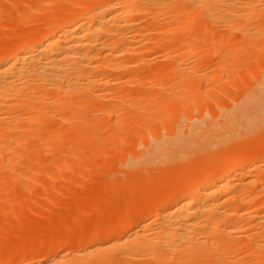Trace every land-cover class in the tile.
I'll list each match as a JSON object with an SVG mask.
<instances>
[{
	"label": "bare ground",
	"instance_id": "1",
	"mask_svg": "<svg viewBox=\"0 0 264 264\" xmlns=\"http://www.w3.org/2000/svg\"><path fill=\"white\" fill-rule=\"evenodd\" d=\"M34 1H36V3ZM37 1L43 5L47 3L51 4L52 2L54 4L55 2L59 3L63 0H32L31 2H34V5H36L39 4ZM70 1V4L75 7L74 10L72 9L73 7L71 11L64 8L65 2L69 3V0H64V5L60 6L57 4L59 5L58 8H56L57 10H50V15H46L47 18H42L44 20L41 19V21H37L34 17L32 23L36 21L40 22V24L31 27L27 31H17L16 27L18 24L23 25V22L26 24L27 20L31 22L32 16L30 17L31 20H29L27 14H18V11L14 13L15 5L19 3L20 6V4L24 3L22 1H19L17 4L13 3V15H8V18L11 16L10 21L12 22L10 23L9 19L6 21L8 24L10 23L12 27L8 25V28H11V35H9L11 38L7 36L9 38L6 39L7 42L3 40V35L5 34L2 32L4 30L2 31L0 28V32L2 33L0 35V197H5V191L8 192V190L10 193L13 192L12 194H14V191L17 193L14 188L16 185H19L18 188L21 190L20 188L23 189L24 185L28 188L29 186H34L30 185L33 181H36V184H38V178H34L35 180L32 182L30 181L29 186L25 184L27 181L33 179L31 177L35 175V172L37 174L39 172L38 170H40V166L43 165H39L38 170H32L29 167V163H34V165H36L37 163L39 164L40 159L42 160L45 158V156L40 157L38 154L42 153L41 155H46L47 153H43L46 149L55 150L56 147L54 145L60 148L61 146L59 144L62 140L65 142L71 140L69 142L74 146L76 144L72 141L78 139V144L81 142L87 146L88 142L92 139L91 133L94 135L93 131H95V129L97 130L96 132L99 130L102 131V129H99L100 123L103 124V122H105V125H108L106 122L108 121L107 119L114 117V125L117 126L119 124L118 121H121L122 117L125 118V116L120 117V115H123V112L125 114L126 109L128 107L131 108L133 104L130 102L136 99L134 97H138L132 96L135 93L128 95L129 93L126 92H130L127 88L129 85L133 84V82L128 84L126 88L125 84L129 82L127 80L129 77L127 73L137 70V61H140L143 65L147 64L148 66L149 63L142 60L144 58V52L147 49L159 50L161 52L159 56L161 59H172L169 62L167 61L168 63L174 61L178 57H180V61L176 59L177 64L173 62V64L170 63L169 65L156 64L157 62H155L153 66L156 67L146 68L147 70L144 71L140 78L137 77L134 79L136 82L139 80V82H144L145 84L152 83L157 77L158 79L163 78L160 83H165L163 80H168L172 75L168 77V79H165L166 76L164 77V75H162L158 77V74H160L163 69L171 68V70L174 71L173 68H175V74L177 75H175V77L173 76L174 78L171 79L181 85L188 83L192 86L196 81L205 80L209 83V80H212L213 83V80L215 81V78L217 79V76H213V74L207 75L206 72L203 73L201 70H197L199 64H203L201 63L203 60L200 59L209 58L211 56L210 54H212V56L213 53H216L217 56L219 54V58L216 57L218 61L214 62L215 68L228 65L231 70L234 69L232 67L238 59H240L239 61L241 62L240 54L243 57V53L246 55L245 57H247L248 53L250 54L256 51V47L258 48V52L256 51L255 53H259L258 55L264 52V0H86L85 3L82 2L83 4L80 3V0ZM53 3L51 5H54ZM32 5L33 3L31 6ZM38 6L32 7V10H37ZM39 7L41 8V6ZM24 8L28 10V7ZM24 8L21 9L20 6L21 10ZM29 9L31 10V7ZM43 10L44 9H42V11ZM37 12L39 14L41 10ZM37 12L35 11V13ZM30 13H33V11L29 12L28 16H30ZM14 14H17L15 15L16 17ZM13 16L15 19L12 20ZM162 22H165V25H162ZM6 25L7 24H5V26ZM198 27L200 28L199 34L197 30H195ZM217 27H220V29L221 27L224 28L223 33L226 32L228 33L227 35H231L233 32L238 33L241 38V43L238 42L237 34H235L237 35V39L235 41L233 40L234 42L230 39L231 37L226 36V34H221L222 36H226V40L229 38L231 40L230 43H228L224 37H222V39L218 37L219 39H215V41L213 39L206 41L201 37L200 34H206V31L211 35H216V33L219 32L217 31ZM176 34L180 36L178 35L179 37L177 36L178 38L174 41L172 40L171 44L169 42V46H167V41L165 44L166 38ZM158 35L159 37L157 38ZM1 39L4 42H1ZM257 40H260L258 41L259 46H255ZM251 44H254V47L251 46ZM224 46H227L229 50L226 51L227 47L223 49ZM251 47L254 50L250 52ZM222 49L226 51L225 54ZM236 49L242 51H237V56L240 58H236L237 53H233ZM189 55L195 56V59H193L194 57L191 58V56L190 58L192 61H189ZM158 61L160 62V60ZM245 61L246 60H244V62ZM226 68L228 69V67ZM232 76H234L235 82V79L239 75ZM220 78L218 77L219 80ZM237 79L239 81L240 76ZM259 79L257 80L259 81L258 84H256L257 86H255L253 90H249L247 94H244L240 101L237 102L238 104L233 106V109L229 111L226 109V112L223 114L225 118L223 116L222 118L221 115L218 114V117L220 116L222 120H225H223L224 122L221 120L223 123L220 121L218 122L220 126L218 123H214L210 124L211 127H206V129H204L205 125L208 126L209 123L206 121L199 122L203 118L201 120L199 119L197 125L195 123V125L191 124L183 131H181L182 129L177 127L176 124H174V127L171 125V120L174 119L171 114H174V111L176 112V110H178L176 108L179 107L177 101L182 96H178L181 94V90L176 91L173 95L174 97L178 96V98L176 97V101H173L178 103V106H176V104L172 105L174 106L172 107L173 109L176 108L173 110L170 104H167L173 112L171 113V110L167 107L166 113L169 109L171 113L170 117H167L168 113L165 114L166 118L162 116L165 119L164 122H168L172 117V119L169 120L171 127L169 126L168 131L166 129L167 133L165 137H160L158 139L149 138L152 136L154 125L151 128L150 126L152 124L148 121L149 119L147 120L145 119L146 117H143L145 121L147 120L150 123V126H148L151 129L146 128L145 124L147 130L145 128L143 129L148 132L141 130L144 131V133H142L139 130L138 133V129L140 128L137 127H140L139 125L136 127L137 133L133 136L137 139L141 137L142 140L146 138L147 141L142 143L146 145L142 149L141 154L132 155V158L123 159L121 163V167H123L122 172L128 171L127 173H129L132 169L138 168V166V169H141V166H148L149 168L153 165L157 166L159 163L160 165L164 162L172 163L179 158L181 153L191 149H199L202 147L201 144L203 145L210 141L214 142L221 140V142H223L228 139H233L234 131L241 118H248L251 122V126L254 125L257 127L259 125L257 123L264 120V71ZM192 86L191 88L194 90ZM124 88H126V91H124ZM191 88L189 87L188 91H185V88L183 89L184 93H186H183L184 96L180 100L189 99L188 101L190 102L188 96L191 95L190 93L193 91L190 90ZM142 89L145 90L144 88ZM211 90V92L214 91L212 88ZM138 91H140V89H138ZM204 91V95H202V92L200 93L202 98L205 96V93H207L206 91L209 90ZM144 93H146V91ZM142 95L144 96V94ZM207 95L206 99H208V97L210 100L211 98L215 99L212 93ZM153 97L152 101L153 99L157 100ZM192 100H194L193 97ZM203 101L206 100L204 99ZM203 101L201 100V102ZM149 102L151 103V101ZM183 103L180 105L182 106L181 109H183ZM192 103H195V101H192L191 104L188 103L187 106L185 104L184 107L190 108ZM138 104H140V102H138ZM135 105L137 104L135 103ZM192 106L191 110L197 107H194V105ZM137 107L138 105L136 108ZM142 107L143 106H141V110ZM199 107L200 105L198 103L197 108L200 109ZM189 108L183 110H189ZM202 108H204V106H202ZM230 108H232V106ZM138 109H140V107H138ZM144 109L145 107L143 110ZM145 111L141 112L143 113ZM126 113L130 114V112L127 111ZM142 113L140 114L143 115ZM135 114L134 118L136 117ZM119 118L120 120H118ZM134 118H130L131 121H128V118H126L127 121L124 124L126 125L128 122L131 123ZM160 118L161 116L158 122H163L164 119ZM137 119L139 118L137 117ZM144 120L143 122L147 123ZM135 122L137 121L135 120ZM135 122L133 120L134 124H132L134 127L136 125ZM139 122L141 121L138 120V123ZM158 122L156 119V123ZM167 122L164 124L167 125ZM177 123L179 124V122ZM166 125L165 128L168 127V125ZM128 126L126 125L124 127L128 128ZM101 127L104 133L107 129L105 130L104 124ZM109 127H112L111 124ZM118 127H120V125L116 127L117 130ZM136 128L133 130H136ZM68 129L72 131V135L70 134V139H67V141L65 137V139H62V137L69 132ZM114 130L116 129L114 128ZM121 130H119V132ZM87 131L90 132L86 133ZM45 132L52 133L49 141L45 139L46 135L43 137ZM106 132V134H104L105 136L115 137L113 136V130L109 129ZM80 135H83V138L79 137ZM102 135L100 136L102 140L100 138L98 139L101 140V142L105 141L104 144L112 139H108V137L104 138ZM140 140L141 139L137 142L141 143ZM244 141L241 142L244 143ZM93 143H95V141ZM96 143L98 142L96 141ZM83 144H80L79 147ZM104 144L102 143L98 147L101 149ZM88 146L90 148V144ZM88 146L82 147L81 150H83V148L87 149ZM29 148H33L34 150L30 151L31 149ZM43 148V152H40ZM74 148L77 150V147L74 146ZM238 148H240L241 152L242 148L239 146ZM24 150L30 151V153H28L29 155L27 154V158L29 157V159H24V157H26L25 153H22ZM35 150L36 152H34ZM244 150L245 149H243V151ZM252 150H254V148H252ZM50 151L48 152L51 154L52 152L54 153L53 150L52 152ZM77 152L78 151H76V154L78 155ZM233 152H235V154ZM233 152V155L229 157V161L219 164L213 161L210 162L209 160L205 166L204 164L203 166H198L199 169H197L198 167L196 166H194V168L192 166L189 167V165L188 168H186L187 165H184L183 169L186 171L183 169L182 171H177V169L175 174L172 173L178 176V180L176 179L177 176L170 174V170L168 173L173 176L172 178L175 177L177 181H175L173 185L171 184L170 187H168L170 185L169 183L166 189L164 188L167 183L162 185L164 187H162V189L161 183L160 185L153 184L155 178H158L157 181L160 180V176L158 177L157 173L155 178L153 176L151 179L152 181L145 179V177L142 178L146 180L145 183L152 182V186L160 187L161 190L157 187V191L160 193H156L154 187V192L151 188L149 189V193H147L148 195H146L148 197H153L159 194V200H157L156 197H154L155 201L149 199V201L145 200V202H143L141 200L142 202L136 204L135 207H133L128 214L122 216L117 223L107 225L102 230H100V227L99 229H94L96 231H94L91 236L89 235L90 239L87 242L88 247L80 250L81 252L73 250V245L77 243V240H75L74 242L72 241L73 245H68V251L60 255V257L53 255L51 259L48 258L49 260L46 259L38 264H65L62 263L61 260L72 253L74 258L72 260L70 259L71 261H67L64 258L67 264H241V260L244 262L245 258H253L252 256L257 257V259L254 257V259H256L255 262L257 261L256 264H263L264 235L262 234L264 227H261V233L259 225L262 224V226H264V178H262L263 176L260 177V179L262 178L261 180L257 178V181H255L256 186L250 187V183L253 179H249V176L247 178L249 181H247V176L243 172L244 170L248 172L253 171L263 164L260 163L261 160L264 159V144L259 151L256 153L253 152L254 154L247 158L246 154L249 153L244 154L245 157H243L241 156L242 154H236L237 151ZM92 153H94V151H92ZM37 156L38 159L40 157L38 162L36 160ZM76 156L73 157L76 158ZM51 160V158L49 159V157H47L46 162H51ZM69 160L70 159L60 162L59 167H66ZM73 162H71V165ZM204 163H206V161ZM24 164L27 165L26 170L24 168L23 171L21 170L22 172H18L17 169L21 167L15 168L16 170L14 169L16 165L25 166ZM69 166L68 169L70 168ZM34 168L36 169L37 166ZM143 168L146 167H142V169ZM169 174L168 177H170ZM162 175L164 176V173L161 174V176ZM166 175L164 177L167 178ZM165 179L164 181H166ZM254 179L256 180V178ZM19 181H21L22 184H19L21 183ZM145 183L143 184L145 185ZM27 187L23 190L30 193V191H27ZM34 187H32L33 190L35 189ZM43 189L44 191L47 189L50 190V187L48 186L46 190L45 188ZM163 189L164 192L162 191ZM48 190L46 194L49 193ZM131 190L132 188L128 189V191ZM145 191H140L141 193L139 194L145 196ZM25 192L21 194L25 195ZM1 193H3L4 196ZM10 193H6V197L9 198ZM132 193V191L128 192L129 195ZM162 193L164 194L162 195ZM12 194H10L11 198L14 197ZM129 195L125 197L129 198ZM135 196L137 195L135 194L132 196L133 201L134 198L136 201L138 199ZM22 197L23 196H20L21 202L23 203L19 202L18 206H20V204L22 206L25 205ZM8 198H4L7 201H3V198H1L0 205L2 202H9ZM20 198L18 201H20ZM141 198L144 197H140V199ZM16 202L17 201H15L14 205L17 207ZM4 203L2 204L4 205ZM9 203H7V205ZM12 204L13 202L10 205ZM7 205L5 204V209L3 208L4 214L8 212L9 206L7 207ZM15 206H13L14 210H10L13 213L11 212L8 214H15L14 211H17L15 215L18 216L25 208V206H23L24 208L20 206L21 209ZM18 209L20 211L23 210L20 213ZM19 217H21V215ZM251 224H256V226L259 227L255 230H259L258 232H260V235L263 237L260 239V237H258L259 233H254L257 234L256 236L261 241L258 238L255 240L254 238L256 236L252 238L253 236L251 237L250 234L244 233V231L247 230L245 228ZM155 225V230L153 232L149 231L150 233H148L147 230H153L154 228L152 227ZM125 230H131V232L129 231L130 233H128L127 231L124 233ZM90 231H93V229ZM254 233L251 234L253 235ZM78 235L80 238L81 235ZM81 237L83 240L85 235L83 234ZM102 237L105 238V242H103L104 239L102 240ZM231 237L235 238L228 241ZM99 240L102 241V245L100 243V245L103 246L102 249L101 246L97 244ZM60 242L57 241L55 247H53L57 250L60 249V245L62 247V242ZM110 243L113 244L114 247H112ZM50 245L51 244L47 247L48 249H50ZM43 246L44 245L41 247ZM107 246H109V248L110 246L114 248H110L113 251L118 248L119 250H116V255L113 253L111 254L112 251L109 252L110 250L107 249ZM47 248L45 249L47 250ZM50 250L52 251V249ZM25 255L26 254L22 252L18 259H24ZM238 255H241L239 256L240 258H236ZM6 256H0V264H11L14 262L10 254H6ZM86 256H90V258L84 261L83 258ZM69 261L70 263H68Z\"/></svg>",
	"mask_w": 264,
	"mask_h": 264
},
{
	"label": "rangeland",
	"instance_id": "2",
	"mask_svg": "<svg viewBox=\"0 0 264 264\" xmlns=\"http://www.w3.org/2000/svg\"><path fill=\"white\" fill-rule=\"evenodd\" d=\"M19 1H22L24 3V4H20L21 9L24 7H26V8L28 7L27 9L29 10V12L33 11V13H30V16H28L29 15L28 10H26L24 8L23 9L24 13H23V10L20 9L19 3H18ZM31 1L32 0H18V1L17 0H0V28L2 31L4 30L2 33H4L6 35V36L3 35V38H4L3 40L6 41V39L11 38V36H9V35H11V28L12 27H11L10 23L12 21H10L11 16H10V18H8V15L9 14L13 15V13H12V12H14L13 11V3H16V4L18 3L17 5L14 4L16 6V7H14L15 8L14 13H17V11H18V14L19 13H22L25 15L27 14V17H29V20H31L30 17L32 16L31 22L27 20L26 24H25V22H23L24 23L23 25L18 24V26L16 27L17 31H27L31 27L37 26V24H40V22L35 21L36 23L35 22L32 23V21H34V17H35V19H37V21L38 20L41 21L42 18H47L46 15H48V16L50 15V10L55 11V10H57L56 8H58L59 5L60 6L64 5V3H63L64 0L63 1L59 0L60 2L59 3L55 2V4L52 2L54 5H51L52 3L51 4L47 3L48 5L47 4L41 5L39 3V1H37V2L40 5L39 4L34 5V2L36 3V1H34V2H31ZM80 1H81L80 3L83 4V3H85L86 0H80ZM70 2H71L70 0H69V3L65 2L64 8L71 11L72 9L74 10L75 7L72 4H70ZM30 3L31 4L33 3L34 7H37L39 5V6H41V8L38 6L37 10H32L34 7H33V5L31 6ZM57 4H59V5H57ZM29 6L31 7V10L29 9L30 8ZM17 8H19V9H17ZM42 9H44V10L42 11ZM53 9H55V10H53ZM40 10H41V13L38 14L37 11L40 12ZM35 11L37 13H35ZM15 15H17V14H14V16ZM13 17H12V20L15 19L16 16L14 18ZM8 19L10 21L9 24L6 22ZM42 20H44V19H42ZM5 24H7V25L5 26ZM8 25L11 28H8ZM162 25H165V22H162ZM2 27H3V29H2ZM195 30H197L198 34L200 33L199 27L196 28ZM223 30H224V28L221 27V29H220V27H217V31H219V32L216 33V35L215 34L211 35L207 31L205 32L206 34L201 33L200 35L206 41H208L209 39H213L215 41V39L216 40L219 38L222 39V37H224V39L226 40L227 38H225V37L228 36V37H231L230 39L232 40V42H234L238 38V42L241 43V38L239 37L238 33L233 32V33H231V35H227L228 33H226V32L223 33L224 32ZM2 33L0 32V35ZM6 33H8V34H6ZM221 34H223V35L226 34V36H222ZM235 34H237L238 37ZM178 35L176 34V35H172V36L166 38L167 40H165V44L167 41L166 45L169 46V42L171 44L172 40L174 41L180 36V35L179 36ZM7 36H9V38ZM208 36H210V37H208ZM158 37H159V35L157 36V38ZM230 39L228 38V40H226V41L228 43H230V41H231ZM239 39H240V41H239ZM3 40L1 39V42H4ZM258 41H260V40H257V44L255 46H259ZM254 42H256V41H254ZM198 44H200V43H198ZM254 44H251V46L254 47ZM226 47L227 46H224L223 49H226ZM223 49H222V51H224ZM227 50H229L228 47H227L226 51ZM251 50H254V49H252V47H251L250 52H251ZM255 50L258 52L257 47ZM226 51H224V54ZM237 51L242 52V51H240V49L239 50L236 49V51H233L234 54L237 53L236 56L238 55ZM256 51L251 52L252 53V54L250 53L251 55L248 53L249 55L247 54V57H245L246 55L242 53L244 58L240 54L242 63L239 61L240 59H238V61L240 63L238 61H236L239 64L235 62V64H237V65L234 64L235 67L233 65L232 68H234V69H231V70L229 69L228 65L225 67H216L215 68L214 62L218 61L217 58H219V54L217 56L216 53H213V56H212V54H210L211 56L209 58L200 59V60H203V61H201V63H203V64H199V67L197 70H201V72H203V73L206 72L207 75L213 74V76L214 75L217 76V79L215 78L216 82L213 80V83H212V80L211 81L209 80V83H207L205 80L196 81V82H194L195 84L192 86V85H189L188 83L181 85L178 82H175V81H173V79H171V78H174L175 75H177V74H175V71H176L175 68H173L174 71H172L171 68L163 69L162 72L160 73L161 75L158 74V77L162 76V75H164V77L166 76L165 79H168V77H170L172 75V77H170L168 80H163V82H165L166 84L160 83V82H162L161 80L163 78L158 79L157 77L152 83H146L145 84L144 82H139V80H137V82H136L134 79H136L137 77L140 78L145 70L149 69L150 67L151 68L156 67V66H153V64L155 65V62H157L156 64H163V65L167 64V65H169L170 63L173 64V62H176L180 58V57H178V58H176L177 60L175 59L174 61H171L170 63H168L172 59H165V58L161 59L159 57L161 54V52L159 50L147 49L144 52V56H143L144 58L142 60H144V62H148L150 65L149 64H148V66H147V64L143 65L140 63V61L139 62L137 61V63H136V65H138V67L136 68L137 70H134L133 72L127 73L129 76V77L127 76L128 77L127 80L130 83L127 82V84H125L126 88L128 87V84H131L133 82V84L129 85V87L127 88L128 90H130V92L126 91V88H124V91L129 93L128 95L135 93L132 96H138V97H134L136 99L132 100V102H130V103L131 104L133 103L134 105L136 103L138 105V107H140V109H138V107L136 108L137 105L134 106L133 104H132L131 108L128 107L127 108L128 110L126 109V111L130 112L131 116H130V114H127L126 111L124 110L126 115L124 114V112L122 113L123 115H120V117L125 116V118L122 117V120L118 121L119 124L117 126L120 125V127H118V130L116 128L117 126L114 125V122H115L114 117L107 119L108 120V121H106L108 123V125L106 124L107 126L105 125V122H103L104 127L106 126L105 130L106 129L107 130H109V129L113 130L114 131L113 136H115V137L112 138V136H110V137L105 136L104 134L107 133L106 132L107 130L105 131L106 133L105 132L103 133L102 131H104V130L101 127L103 124L100 123L99 124L100 128L99 127H96V128L102 129V131L99 130L98 132H96L97 130L95 129V131H93L94 135H93V133H91V135H92L91 140H93V141L90 140L88 142V145L90 144V148L95 153V155H94V153H92V151L88 145H87L88 146L87 149L83 148V150H81L82 147H84V146L87 147V146L84 145L83 143L79 142L80 144H83V145H81V147H79L80 144H78V142H77V141H79L78 139H76V141H75V139L72 141V142H75V144H76V145H74V143H73V145L75 147H77L76 148L77 150H75L74 146H72L69 142L71 140H69V141L67 140V139H70V136L72 135L71 134L72 131H69V129H68L69 132L66 133L67 135L64 134L62 139L66 138V140L69 143L62 140L61 143L59 144L61 146V147L59 146L60 148H58L57 145H54L56 147L55 150L52 149L54 151V153L52 152L51 149H50L51 151L49 149H46L45 152H43V150L45 148L44 147L43 149L40 150V152L47 153L48 155L47 154L41 155L42 153L38 154V156H40V157L45 156V158L42 157L43 159L41 160L39 157V159H40L39 160L38 156H37L36 160H37V162H38V160L40 161L39 164L35 163L36 165H34V163H29V167L32 170L33 169L38 170L39 165L43 164L42 166H40V170H38L39 171L38 173H40V174L37 173L38 174L37 175L35 172L34 173L35 175L33 174L34 176L31 177L33 179L27 181L26 183L24 182L25 184H28V186H29L30 181L32 182L33 180L38 178V180H39L38 184H36V181H33L32 184L30 183V185H34L35 187L29 186V188H28L25 185L23 186L24 188L27 187V189H28L27 191H30V193L25 192L26 190H23L24 188L23 189L20 188L21 190H19V188H18L19 185L18 186L16 185L14 188H15L17 193H15V191H14V194H12L13 192L10 193L9 190H8V192L5 191L6 193L12 194L14 196L12 198H14V199L11 198L10 194H9V198L6 197V193H5V197H2V196L0 197V199L3 198V201L5 200L4 198H8L9 199L8 201L10 202V203L7 202V203H9L8 205L6 202L5 203L2 202V203H4V205L2 203L0 205L1 206L0 207V256L5 257L6 254L7 255L10 254L13 257V261H14L11 264H38L39 262L45 261L48 258L51 259V257H53V255L60 257V255L64 254L66 251H68V245H73L72 241L74 242L75 240H77L76 242L78 244L76 243L75 245H73L74 251L75 250L80 251L82 249H85L88 247L87 242L89 241L91 234L94 231H96L94 229H96V228L99 229V227H100V230H102L107 225H110V224L113 225L114 223H117V221L120 218H122V216H125L126 214H128L131 211V209H133V207H135L136 204H139L142 201L143 202H145V200L149 201V199L154 200V197H156V199L159 200L160 195L156 194V193L158 192L157 187H158V189H160V187L154 186V185H160V183H161V189H162V187H163L162 185H165L167 183L166 187L165 188L163 187V188L166 189V188L170 187L171 184L173 185L175 183V181L178 180V176L173 175L172 173L175 174L177 169H178L177 171H182V169L184 168V165L185 166L187 165L186 168H188V165H189V167L192 166L193 168H194V166L200 167V166H203V164L205 166L207 164V162H209V160H210V162L213 161L216 164H219L221 162L229 161L230 160L229 157H231L233 155V153L235 154V152H233V151H237L236 154H238V153H239V155L242 154L241 156H243V157H245L244 154L249 153V154H246V158L250 155H253L257 151H259V149H261L262 145L264 144V120L257 123L259 125L257 127H255L254 125L251 126V122L248 120V118L247 119L241 118V119H239V124L236 126V129L234 131V138L233 139H228V140L223 141V142H221V140H217L214 142L210 141V142H207L206 144H203V145L201 144L202 147H200L199 149L196 148L197 150L191 149V150H187V151L181 153L179 155V158H177V160L173 161L172 163L164 162L161 165L159 163V164H157V166L153 165L152 167H149V168H148V166H141V169H138L139 168V166H138V168L136 167L137 169L136 168L134 170L132 169V171H130L129 173H127L128 171H124L126 173L122 172L123 167H121V165H122L121 163H122L124 158H132V155L141 154L142 149L146 145V144H142V143H145L147 141L146 138L143 139L144 142H143L141 137L138 139L134 138L133 135L137 133V128H140V129H138V133H139V130L141 131V130H145L146 128H149L150 123H151L152 124L150 126L151 128L154 125L153 130H152L153 133H152V136H150V137L148 136V137L151 139L152 138L158 139L160 137H165V135L169 129V126H170L169 120H171L172 117H171V119L168 120V122L166 121L167 125H168V127H166V128H165L166 124H164L166 122H164L165 119L163 117L166 118L165 114H167V113L169 114V116L167 114V117H170V114L176 108L178 109V110H176L177 113L174 111V114H171V116H173V118H174L171 120V125L174 127L175 126L174 124H176L177 127L182 129L181 131H183L187 126H189L191 124L197 125L199 119L201 120L202 118L203 119L201 121H199L200 123L203 121L204 122L206 121L207 123H209V125L207 124L208 126L205 125L204 129H206V127L210 128L211 127L210 124H214V123L216 124L219 121L221 123H223L225 120L223 119L224 120L223 121L222 118L224 117L223 114H224V112H226V109H228V111L233 109V106L235 104L236 105L238 104L237 102L240 101L241 97L244 94H247L249 92V90L251 91L254 89L255 86H257L256 84H258V82H259L257 80L263 74V71H264V52L261 55H258L259 53L258 54L255 53ZM229 52H231V51H229ZM229 52H227V53H229ZM244 53H246V52H244ZM191 56L192 55H189L188 57L190 58ZM238 57L239 56H237L236 58H238ZM191 58L195 59V56H192ZM191 58L189 59V61H192ZM157 59L160 60V62ZM244 60H246V61L244 62ZM176 64H177V62H176ZM226 67H228V69ZM170 70H171V72H170ZM232 75H235V76L239 75L240 80L238 81V79H237V78H239V76H238L237 78L235 77L236 79L234 82V76H232ZM218 77L219 78L221 77L220 80L218 79ZM170 80H172V81H170ZM217 80H219V81H217ZM191 86L194 88V90L191 88ZM189 87L191 88L190 90H193L196 92V93L193 91L192 92L190 91L191 93L189 92L191 94V95L188 94L189 95L188 97L190 98V102L188 101L189 99L180 100L184 96L183 95L184 90L188 91ZM142 88H144L145 90H143ZM211 88L214 90L213 92H211L212 91ZM138 89H140V91L142 93L140 91H138ZM178 90H181L180 91L181 94L178 96H181V95L182 96L177 101L179 103V107H176L175 109H173L172 107H174V106H172V105L176 104V106H178V103L174 102V101H176L178 96H176L177 97L176 98L173 95ZM204 90H209V91H206L207 93H205V96H203V98H202L201 96L204 95V93H203V92H205ZM137 91L141 94H139ZM145 91H146V93H144ZM201 92L203 93L202 95L200 94ZM217 92H219V93H217ZM210 93H212V96L214 95L213 97L215 99L211 98V100H210L209 97H208V99H206V97L208 96L207 94H210ZM142 94H144V96ZM146 94H147V96H146ZM198 94L200 95V98H199ZM153 96L157 100L153 99V101H152ZM156 96H158V97H156ZM186 96H187V94H186ZM190 96H192L194 100H192V97H190ZM139 97H142V98H139ZM148 97H150V98H148ZM171 97H172V100H171ZM200 99L202 101L205 99L206 101L201 102ZM191 100L195 101V103H192V105H194V107L195 106L198 107V103H199L200 109L195 107V108H192V110H191V106H192L191 105L190 108L187 107V108H189V110H183V109H187L186 107H184V105L186 104V106H187L188 103L191 104V102H192ZM129 101H131V100H129ZM149 101H151V103ZM182 101L183 102L185 101V102L183 103ZM138 102H140V104H138ZM196 102H197V104H196ZM172 103H174V104H172ZM181 103L184 104L183 109H181V107H182V106H180V105H182ZM167 104L168 105L170 104V107L173 110L171 108H169V106ZM141 106H143L142 110H141ZM202 106H204V108H202ZM231 106H232V108H230ZM133 107H135V108H133ZM144 107H145V109L143 110ZM167 107L171 110V113H170L169 109L167 110L168 112L166 113ZM134 110H135L136 114L134 113ZM139 110H141V111L146 110V111L142 113ZM223 110H225V111H223ZM186 111H187V113H186ZM139 112L142 113L143 115H141ZM221 112H222V114H221ZM159 113H161L162 115ZM134 114L136 116L135 118H134ZM216 114H217V116H216ZM218 114H220L221 117L222 116L223 117L222 118H220V116L218 117ZM140 115H141V117H140ZM175 115H177V116H175ZM151 116H152V118H151ZM160 116H161L160 119H164L163 120L164 123L161 122L160 120H159L160 122H158V119ZM132 117L134 118L133 119L134 122H135V120L137 121V122H135L136 123L135 127L133 126L134 123L132 120L131 123L128 122L126 124L127 126L129 124H131V125H129L128 128H125L124 126H126V125L124 123L127 121L126 118H128V121H129L130 118H132ZM137 117L139 119H137ZM143 117L144 118L146 117L145 119H147V120L149 119L148 121L150 123L147 120L145 121ZM156 119H157L158 123H156ZM118 120H120V118ZM138 120L141 122L138 123ZM143 120L147 123H144ZM101 121H99V122H101ZM112 122H113V124H112ZM177 122H179V124ZM153 123H155V124H153ZM110 124L112 127H109ZM145 124H146V128H145ZM139 125H140V127H137ZM141 125H142V127H141ZM218 125L220 126V123H218ZM121 126L124 128H122ZM114 128L117 131L114 130ZM135 128H136V130H133ZM143 128H145V129H143ZM151 128H149V129H151ZM121 129H123V130H121ZM166 129H167V131H166ZM119 130H121V131L119 132ZM50 132H45L43 135V137H45V135H46L45 139L46 140L48 139V141L52 136V133L50 134ZM89 132L90 131H87L86 133H89ZM141 132L144 133V131H141ZM146 132H148V131H146ZM47 135H48V137H47ZM101 135L104 136V138L108 137V139H110V138H112V139H110L108 141L105 139L107 142L104 144L105 141L101 142V140H102L100 138ZM68 136H69V138H68ZM139 136H137V137H139ZM79 137L83 138V135L82 136L80 135ZM94 137H95V139H94ZM98 138H100L101 140H99ZM139 139H141L140 140L141 143L137 142ZM94 141H95V143H93ZM96 141L98 143H96ZM241 141H244V143H242ZM91 142H92V145H91ZM240 142H241V144H240ZM67 143H68V145H67ZM102 143L104 145H103V147L100 146L101 147V149H100L98 146L101 145ZM61 144H64V145H61ZM70 145L72 146V148ZM238 146L242 148L241 152H240V148H238ZM254 146L257 147V150H256V147H254ZM258 146H259V148H258ZM78 147H79L80 151L78 150ZM93 147H94V150H93ZM252 148H254L255 151L252 150ZM29 149H31L30 151L34 150L33 148H29ZM238 149H239V152H238ZM243 149H245V150L243 151ZM30 151L24 150V152H22L23 154L25 153V155H26V157H24V159H29V157L27 158V156L29 155L28 153H30ZM48 151L52 152V154L49 153ZM76 151H78L77 152L78 155L76 154ZM34 152H36V150ZM243 152H245V153H243ZM230 153H232V154H230ZM32 154H33V152H32ZM79 154H80V156H79ZM35 155H36V153H35ZM76 155L78 156V158ZM73 156H76V158H74ZM32 157H34V156H32ZM47 157H49V159L50 158L52 159L51 162L49 161L51 164L49 162L48 163L46 162ZM68 159H70V160H69V163L67 164L66 167H61V166L59 167L60 162L67 161ZM73 160H74V162H73ZM183 161H185V162H183ZM205 161H206V163H204ZM71 162H73L72 165H71ZM174 162H176V163H174ZM260 164H262V165H260L259 168H256L253 171L248 172L247 170H244V172H243L247 176L246 179L249 176H250L249 179L250 178H251V180L253 179L252 180L253 182L250 180L251 181V183H250L251 186L249 185L250 187L256 186L255 181H257V178H259V180L264 178V159L261 160ZM24 165L25 166H23V165L17 166L16 165L14 167V169L21 167V168L17 169L18 172H20L21 170L23 171L24 168L26 170L27 165L26 164H24ZM33 165H34V167L37 166V168L35 169L33 167ZM68 166L70 167L69 169H68ZM142 167H146V168L142 169ZM196 167H195V169H196ZM199 167L197 169H199ZM201 168H203V167H201ZM179 169H181V170H179ZM128 170H131V169H128ZM170 170H171L170 174H172L173 176H177L176 177L177 180L175 179V177L172 178L173 176H171L168 173ZM80 171H82V172H80ZM83 171H85L86 173ZM184 171H186V170H184ZM163 173H164V176L168 173L170 177H168V174L166 175L167 178L164 177L163 175L161 176V174H163ZM181 173H183V172H181ZM247 174H249V175H247ZM156 175L158 177L160 176L159 181H157L158 178H155ZM153 176L155 178L153 186L151 184L152 182L151 183H148V182L145 183L146 180L142 179L145 177V179L151 180L153 178ZM161 177H164V178H161ZM260 177H262V178L260 179ZM254 178H256V180ZM164 179L166 181H164ZM249 179H247V181H249ZM173 180H174V182H173ZM142 181H144V182H142ZM19 182H21V181H19ZM16 183H18V182H16ZM143 183H145V185ZM169 183H170V185H169ZM252 183H254V184H252ZM19 184H22V182ZM48 186L50 187V190H48L49 189L48 188L47 190L49 191V193L46 194V192H47L46 188ZM32 187L35 188L34 189L35 191L33 190ZM129 187L132 188L131 191L133 193L137 192V193H135L137 195L135 197L138 198L137 201L135 198H134V201L132 200V198H133L132 196L135 194L132 193L131 194L132 196L128 194V192H131V191H128V189H130ZM154 187H155V191H156V193H154V194H156L157 196L156 195H154L153 197L150 195H149L150 197L146 196V195H148L147 193H149V189L152 188V190L154 192ZM43 188H45L46 191H44ZM164 189L162 190L163 192H164ZM140 191L141 192L145 191L146 197L143 194L142 195L139 194V193H141ZM18 192H20V193H18ZM23 192H25V195H23L24 194ZM153 192H151V193H153ZM21 193H23V194H21ZM158 193H160V192H158ZM1 194L4 196L3 193H1ZM18 194H19V198H20V196H23L22 198L24 199L23 201L25 203V205H23V206H25V208L20 204V206H22L24 208V210L22 209L23 212H22V210L20 211L18 209L20 213L22 212L21 214L19 213L21 215V217H19L20 215H18V216L15 215V214H17V211H14L15 214H8V213L12 212V211H10L11 209L14 210L13 206H15L14 205L15 201H17L16 202L17 207H20V206H18L19 205L18 203L21 202L22 200L20 198V201H18L19 200ZM126 194L129 195V198L125 197V196H127ZM163 194L164 193H162V195ZM140 197H144V198L140 199ZM147 198H148V200H147ZM5 201H7V200H5ZM12 202H13V204H12L13 206L10 205ZM21 203H23V202H21ZM5 204L7 205V207L9 206L7 214L5 211H4L5 214L3 213V210L5 209V207H4ZM2 205H3V207H2ZM20 209H21V207H20ZM255 226H256V224H251V225L247 226L245 228L247 230H245L244 233L246 232L245 234H250L251 237L253 236L252 238H254L257 235L254 232L259 233L258 237H260V239H261L263 237L260 235L262 233L261 227H264V226H262V224L259 225L260 228L258 226H256V227ZM154 227H156V225L153 226L152 228H154ZM257 227L259 228L261 233L258 232L259 230H257V231L255 230V229H258ZM92 229H93V231H90ZM154 230H155V228L153 230H151V229L147 230V232L150 233V232H153ZM127 231H128V233L131 232V230H127ZM127 231L125 230L124 233H126ZM85 232L87 233V235ZM28 233H30V234H28ZM251 233H254L255 235L254 234L252 235ZM78 234H80L81 236H83V234H84L85 235L84 239L82 240L81 236H80V238H81L80 239ZM262 235H264V230H263ZM258 237L256 236L254 239L256 240V238H258ZM77 238L79 239L80 242L78 241ZM233 238H235V237H231L230 239H228V241H230ZM102 240H103V242L106 241L105 238H103V237H102ZM57 241L62 242V247L60 245V247H59L60 249H58V250L56 248H54ZM63 242H66V243H63ZM68 242L71 244H69ZM101 242L102 241L99 240V243H97L98 246L100 245ZM49 244H51L50 249H52V251L47 248V247H49ZM42 245H44V246L41 247ZM101 245H102V243H101ZM111 245H112V247H114L113 244H111ZM107 247H108L107 249L110 250L109 252L112 251L111 254L113 253L114 255H116V250L117 251L119 250L117 247H115V248H117L115 251L112 250L114 248H112L111 246H110V248H112V249H110L109 246H107ZM45 248H47V250ZM102 248H103V246H101V249ZM54 249H56V250H54ZM104 251H108V250H104ZM104 251H101V252H104ZM22 252H24L26 255L24 256V259L19 260L18 257L20 254H22ZM74 254H75V252H74ZM72 256H73V253L70 255H67L64 258L68 261V260H70V259L72 260L74 258V256L73 257ZM239 256H241V255L236 256V258L237 257L240 258ZM252 257L253 258H251V257L245 258L244 262H242V260H241V264L242 263H244V264H256L257 261L255 262V260L257 259V257H255V256H252ZM254 257L256 259H254ZM64 258L61 261H62V263L67 264V262ZM88 258H90V256L84 257L83 260L87 261ZM64 260H65V262H64ZM70 261L68 263H70ZM263 264H264V262H263Z\"/></svg>",
	"mask_w": 264,
	"mask_h": 264
}]
</instances>
